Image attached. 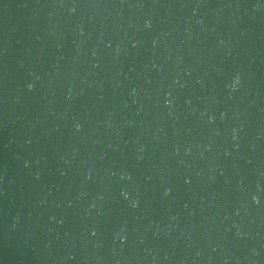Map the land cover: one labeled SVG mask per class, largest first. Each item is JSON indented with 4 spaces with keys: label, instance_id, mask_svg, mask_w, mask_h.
Masks as SVG:
<instances>
[{
    "label": "water",
    "instance_id": "water-1",
    "mask_svg": "<svg viewBox=\"0 0 264 264\" xmlns=\"http://www.w3.org/2000/svg\"><path fill=\"white\" fill-rule=\"evenodd\" d=\"M0 264H264V0H0Z\"/></svg>",
    "mask_w": 264,
    "mask_h": 264
}]
</instances>
